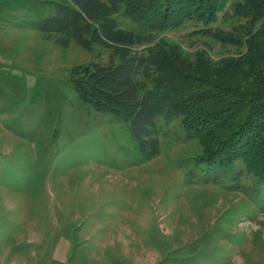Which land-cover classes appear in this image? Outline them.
<instances>
[{
	"label": "rangeland",
	"instance_id": "374dc122",
	"mask_svg": "<svg viewBox=\"0 0 264 264\" xmlns=\"http://www.w3.org/2000/svg\"><path fill=\"white\" fill-rule=\"evenodd\" d=\"M64 1L0 0V264H264V178L206 163L211 143L180 119H160L158 154L145 159L129 123L73 86L77 67L118 56L44 34ZM218 16L210 27L245 22ZM206 27L156 36L215 61L242 54Z\"/></svg>",
	"mask_w": 264,
	"mask_h": 264
},
{
	"label": "trees",
	"instance_id": "16d2710c",
	"mask_svg": "<svg viewBox=\"0 0 264 264\" xmlns=\"http://www.w3.org/2000/svg\"><path fill=\"white\" fill-rule=\"evenodd\" d=\"M220 13L245 22L231 31L210 27ZM114 15L139 32L119 28ZM193 21L207 25L198 33L242 54L215 61L157 39L158 32ZM43 32L61 45L71 34L83 48L98 45L118 56L116 64L77 67L73 86L97 112L129 123L145 159L158 154L160 119H180L189 138L211 143L206 163H242L264 178V0H65Z\"/></svg>",
	"mask_w": 264,
	"mask_h": 264
}]
</instances>
